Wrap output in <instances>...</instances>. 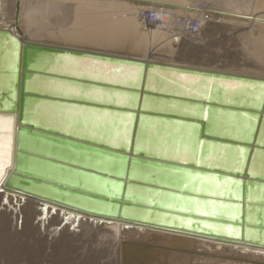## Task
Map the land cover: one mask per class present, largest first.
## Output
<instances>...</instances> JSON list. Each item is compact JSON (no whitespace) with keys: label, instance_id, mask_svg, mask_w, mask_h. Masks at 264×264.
<instances>
[{"label":"water","instance_id":"95a60500","mask_svg":"<svg viewBox=\"0 0 264 264\" xmlns=\"http://www.w3.org/2000/svg\"><path fill=\"white\" fill-rule=\"evenodd\" d=\"M17 20L16 5V27ZM68 57L134 66V84L56 69L65 65ZM152 69L197 76L198 84L212 81L208 90L198 88L189 95L172 89L159 91L163 79L158 75L154 89L148 87ZM217 79L260 86L262 92L255 103L243 92L224 100L223 88L214 82ZM49 81L74 87L77 93L50 91L42 85ZM262 86L264 79L26 41L0 28V120L4 121L0 123V213L6 211L9 196L17 211L25 197L39 201L33 206L43 215L33 221H46L51 204L62 207L64 220L39 239L43 251L38 264H50L52 245L68 219H73L69 235L78 239L82 230L79 223L85 222L79 220L85 219L84 215L91 224L118 219L173 234L230 243L237 238L245 244L264 246V174L249 171L252 162L264 166ZM249 89L245 87V91ZM93 90L100 92L99 98L92 95ZM158 102L192 106L195 111L157 109ZM63 108L80 112L67 116ZM100 112L106 117H99ZM51 113L59 124L52 122ZM122 116L129 121H120ZM67 121L65 128L62 123ZM173 123L179 128L170 130ZM152 146H164L166 151L155 152ZM182 148L190 154L185 161L172 156ZM207 156L217 161L207 163ZM233 161L239 162V168L230 167ZM22 221L18 214L14 219L17 230ZM227 227L238 235L227 233ZM246 231L256 237H246ZM157 234L145 240L124 237L119 244L108 242L106 236L73 243L70 245L75 249L72 247L62 261L142 264L141 256L147 249L193 254L175 243L177 235H173L172 245H163ZM35 238L20 243L32 246ZM151 261L158 264L156 258Z\"/></svg>","mask_w":264,"mask_h":264},{"label":"bare ground","instance_id":"6f19581e","mask_svg":"<svg viewBox=\"0 0 264 264\" xmlns=\"http://www.w3.org/2000/svg\"><path fill=\"white\" fill-rule=\"evenodd\" d=\"M205 1L206 0L201 3L203 5H198V1L195 2V0H35V4L32 5L33 0H0V28L10 30L22 40L37 42L33 40L32 37L36 35V32L47 28V23L49 26L52 24L54 14L60 15L59 13H72V25L74 29L71 33H65L67 37H64V40L92 46L98 49L88 50L188 65L203 69L244 75L257 79H264V72H254L256 71L254 68H247L243 66H225V68H223V66L218 67L212 66L213 64H204L205 62L202 64H196L193 62L189 63L186 60L181 59L184 55L179 58L176 56L177 54H174L180 46L189 49L191 47L196 48L204 46L208 41L210 42L211 38L218 37V34L231 32L232 37L233 35L237 37V35L242 32L243 35L247 34V39L244 38V41L246 42L245 49H248L247 54L248 52H251L253 54L252 57L263 58L264 61V41L261 42L262 32L259 30L260 28H264V0H211L209 4L207 3L208 5L204 4ZM16 5L18 13L17 27L14 25ZM24 7H27V9L25 10ZM152 8L171 11L177 15L184 13L195 14L198 12H205L208 14V20L202 22L199 36L197 38H191L176 32L169 22L165 25L152 24L140 17V13L142 11ZM36 12L38 14L42 13L43 18L45 17L47 22L42 20L43 22L35 23L34 20L36 17L34 15L37 16ZM68 21H70V19L67 20V22ZM219 37L220 39H224L225 36L221 38V35H219ZM41 43L85 49L50 42ZM158 43H160L161 46L158 45L160 48L155 50V48H157L155 46ZM125 48H128V51L130 50L131 52L126 51ZM114 49H122L125 50L126 53H119L117 52L118 50L115 51ZM236 49L237 48L233 50ZM161 51L163 52L161 53ZM222 53L220 54L222 55ZM214 54H216V52ZM251 55L248 54L247 56ZM215 58H217V54ZM259 58H257V60H259ZM65 60V65L56 67V69L65 70L76 75H83L107 81H122L125 83L124 80H128L129 83L134 84L137 72V68L134 66L113 65L87 58L68 57ZM218 64L220 63H217V65ZM156 75L159 76V79H163V83H161L158 87L160 89L159 91L172 89L175 93H184L185 95L197 93L196 90H198V88L208 90L209 83L212 81L211 79H207L208 83H205V85L198 84L197 76L179 73H165L164 71L152 69L148 74V87L151 89H154L155 87L154 77ZM166 75H169L173 79L166 78ZM167 80H170V82ZM214 82L216 86H221L223 88V91L225 92L223 96L224 100H229L233 93L243 92L251 96L253 98V103H255L257 101L256 99L260 96L259 94L262 92V88L260 86L253 88L251 85L246 83L222 79L214 80ZM230 84H237L240 85V87L235 89L227 87V85ZM42 85L50 91H59L64 94L77 93L76 88L56 81H49L42 83ZM245 85L247 88H250L248 91H245ZM178 87H180V91H178ZM92 95L99 98L101 94L97 90H93ZM120 100L121 97L118 98V101ZM145 106L148 107L149 103H145ZM155 107L157 109L167 108L190 114L195 111L192 106L177 105L170 102H158ZM48 109L50 108L48 107ZM63 110L66 112L67 116H69L70 113L76 114L80 112V109L74 108H63ZM87 114L89 113H84L85 116H88ZM99 117L103 119L106 115L104 112H100ZM122 117V119L120 117V121L124 123L129 121V117ZM51 118L53 119L52 122L59 124L58 118H54L52 113ZM68 123V121L67 124L62 123L63 127L66 128L69 126ZM153 123L155 124L156 122H152L151 124L153 125ZM177 128H179V126L176 123H173L169 129L176 130ZM122 135H124L123 131ZM152 149L155 152H160L161 154H164L166 151L164 146H152ZM239 154H241V150H239ZM176 155L178 156V159L182 161H185L190 157L189 152L184 148H182L178 153H172L173 157H177ZM207 158L208 161H205L207 163H215L217 161L212 156H207ZM229 165L231 168H239V162L233 161ZM249 171L251 173L264 174V166H261L258 163L256 164V162H252ZM15 195L17 197L19 196L18 194ZM2 196L3 193L0 189V201ZM38 202L39 201L37 199L25 197L24 202L19 204V209L17 211L15 209L16 206L13 202V198L11 196L7 198V203L4 205L6 211L0 213V264H38L39 261L42 260L41 254L43 246L39 239H41L42 234H47L50 232L49 230L51 228H54L64 220V212L60 213L62 207L51 204V206H49L50 208H47L46 210V215H48L46 221H33L37 217L43 215L42 211H37L33 206L34 204H38ZM51 207H54L55 209L53 212L51 211ZM18 214H21L23 218L19 230L16 229V223H14V219L18 216ZM84 216L86 217L85 219L79 220L85 222L79 223L82 230L78 239L69 235L70 225L72 224L73 219H68V224L61 228V231L58 233V240L52 245L54 254L50 260V264H74L71 261H62L64 255L72 249L73 246L71 247V245L73 243L79 244L80 242L84 244L87 241L89 242L100 238L102 239L106 236L107 239H109L107 240L108 242L111 241L119 244L121 239L124 237L132 239L141 238L142 240H145V238H149L152 234L157 232V235L161 236L158 240L161 244L172 245L173 235H177L176 237L179 238L175 241V243H177V245L179 244L178 246L187 247L188 249L193 250V254L182 256L172 251L164 252L158 249H147L141 256L142 264H152L151 260L153 258H156L158 264H185L188 261L190 264H202L203 261H206L205 264H264V246L245 244L241 239L237 240V238H235L236 242L234 243L207 240L199 237L184 236L156 229L143 228L123 223L118 219H110L109 224H91L87 222L88 216ZM124 224L129 225L131 228L127 230L122 229ZM184 224L188 225V220H185ZM92 228H94V230H91ZM107 228L109 230H107ZM225 231L227 233H232L233 235H238V231L232 230L229 227L225 228ZM245 235L246 237H256V234L250 231H246ZM32 236L36 237L32 246H28L27 244L26 246L24 245V242L20 243V241L25 239L31 240ZM73 248L75 249V247ZM79 248L80 247H77V249ZM196 255L205 256L206 258L196 257ZM1 260L3 261L1 262ZM92 263L93 262L91 260L86 261V259H82L79 264Z\"/></svg>","mask_w":264,"mask_h":264},{"label":"rangeland","instance_id":"374dc122","mask_svg":"<svg viewBox=\"0 0 264 264\" xmlns=\"http://www.w3.org/2000/svg\"><path fill=\"white\" fill-rule=\"evenodd\" d=\"M34 1L35 0H33V3H32V5H34L35 3H34ZM198 1V5H200L201 3H203V1L202 0H195V2H197ZM202 1V2H201ZM211 2V0H206L205 1V3L204 4H206V5H208L209 3ZM208 3V4H207ZM15 4V3H14ZM27 4H29V3H27ZM201 5H203V4H201ZM26 6V5H25ZM24 9L26 10L27 9V7H24ZM37 13V12H36ZM40 13V12H39ZM60 15H57V14H54V16H53V21H52V24H50V26L48 25V23H47V28H44V29H42V30H40L39 32H36V35H34L32 38H33V40H35V41H37V42H50V43H54V44H63V45H65V46H72V47H79V48H85V49H92V50H98L97 48H95V47H92V46H88V45H84V44H80V43H73L72 41H65L64 40V37H67L66 36V34L65 33H71L72 32V30L74 29V27H73V25H72V13H66V14H61V13H59ZM39 15H40V17H39ZM36 18H35V23L36 22H38V23H40V22H43V21H45V22H47L46 21V18L44 17L43 18V15H42V13L41 14H38L37 13V16L36 15H34ZM42 16V17H41ZM45 16V15H44ZM39 18H40V20H39ZM41 18H43V19H41ZM70 19V21H68L67 22V20H69ZM39 20V21H38ZM43 20V21H42ZM55 21V22H54ZM140 21V20H139ZM44 22V23H45ZM146 28V27H145ZM264 28H260L259 30L262 32V38H261V42H263L264 41V30H263ZM66 31V32H65ZM259 32V31H258ZM38 33V34H37ZM229 33V32H228ZM227 32L225 33H222V34H218V37H213V38H211L210 39V44L207 42V44H205L204 46H200V47H196V48H186V47H183V46H180V47H178L177 48V51L174 53V54H177L176 56L177 57H179V58H181L183 55V57L181 58V59H183V60H186L187 62H189V63H196V64H198V63H200V64H202V63H204V64H209V65H211V64H213L212 66H218V67H222L223 66V68H225V66L226 67H238V66H243V67H247V68H254V70H256V71H254V72H257V73H259L260 71V73H263L264 72V61H263V58H259V57H252L253 56V54L251 53V52H248V54L249 55H251V56H247L248 54H247V50L245 49V47H246V42L244 41V38H246L247 39V34L246 35H243V33L242 32H240L239 33V35H237V37L236 36H234L233 35V37H232V34H231V32L229 33V34H231V35H229ZM227 34V35H226ZM237 34V33H236ZM219 35H221V38H223L224 36V39H220V37H219ZM229 35V36H228ZM228 36V37H227ZM231 36V37H230ZM227 37V38H226ZM237 39H236V38ZM214 38H215V40H214ZM218 38V39H217ZM229 38V39H228ZM234 38V39H233ZM243 38V39H242ZM249 39V38H248ZM254 39V38H253ZM252 39V40H253ZM209 40V39H208ZM215 42H214V41ZM222 40V41H221ZM225 40V41H224ZM233 40V41H232ZM218 41V42H217ZM226 42V43H224V42ZM233 43H232V42ZM157 42V41H156ZM221 42V43H220ZM228 42V43H227ZM236 42H238V43H236ZM234 43H235V45H234ZM242 43V44H241ZM215 44V45H214ZM218 44V45H217ZM222 44V45H221ZM224 44V45H223ZM226 44V45H225ZM229 44V45H228ZM158 45L159 46H161V44L160 43H158L155 47H157V48H155V50H158L160 47H158ZM227 45H228V47H227ZM233 45H234V47H233ZM236 45H238V46H236ZM216 46V47H215ZM218 46V47H217ZM220 46V47H219ZM231 46V47H230ZM212 47V48H211ZM230 47V48H229ZM209 48V49H208ZM230 49V51H229V49ZM231 48H233V49H235V48H237L236 50H233V49H231ZM241 50H240V49ZM200 49V50H199ZM216 49V50H215ZM219 49V50H218ZM112 50V49H111ZM115 50V49H114ZM113 50V51H114ZM118 50V51H117ZM125 50L126 51H128V48H125ZM125 50H120V49H116L115 51H117V52H119V53H126V51ZM216 52V54H217V58H215L216 57V54H214L215 52ZM221 50H223V51H221ZM130 51V50H129ZM128 51V52H129ZM191 51V52H190ZM208 51V52H207ZM226 51V52H225ZM131 52V51H130ZM163 51H161V53H162ZM195 52V53H194ZM200 52V53H199ZM205 52H207V53H205ZM220 54V53H222V55L220 54H218V53ZM227 52H229V53H227ZM251 53V54H250ZM204 54V55H203ZM228 54V55H227ZM242 56H240V55ZM194 55V56H193ZM208 55H210V56H208ZM214 55V56H213ZM227 55V56H226ZM202 56V57H201ZM208 58H207V57ZM226 56V57H225ZM233 56V57H232ZM190 57V58H189ZM192 57V58H191ZM219 57V58H218ZM220 57H221V59H220ZM186 58V59H185ZM205 58V59H204ZM243 58V59H242ZM251 58V59H250ZM257 58H259V60H257ZM201 59V60H200ZM229 59V60H228ZM232 59V60H231ZM235 61H234V60ZM217 60V61H216ZM241 60H242V62H241ZM240 61V62H239ZM248 61V62H247ZM258 61V62H257ZM262 61V62H261ZM211 62V63H210ZM226 62V63H225ZM247 62V63H246ZM217 63H220V64H218L217 65ZM232 63H234V64H232ZM223 64V65H222ZM227 64V65H226ZM244 64V65H243ZM232 65V66H231ZM259 70V71H258ZM263 71V72H262ZM55 222H57V221H55ZM107 230H109L108 228H107ZM78 243V242H77ZM196 257H200V255H196ZM201 258H206L205 256H202ZM204 263H206V261H203L202 262V264H204Z\"/></svg>","mask_w":264,"mask_h":264},{"label":"built area","instance_id":"2783aa9c","mask_svg":"<svg viewBox=\"0 0 264 264\" xmlns=\"http://www.w3.org/2000/svg\"><path fill=\"white\" fill-rule=\"evenodd\" d=\"M140 17L152 24L165 25L169 22L176 32L191 38L199 36L202 22L208 20V14L205 12L177 15L171 11L156 8L142 11Z\"/></svg>","mask_w":264,"mask_h":264},{"label":"snow or ice","instance_id":"6c2138e0","mask_svg":"<svg viewBox=\"0 0 264 264\" xmlns=\"http://www.w3.org/2000/svg\"><path fill=\"white\" fill-rule=\"evenodd\" d=\"M133 78H134V77H133ZM227 87H230V88L235 89V88H237V87H240V85H237V84H230V85H227ZM245 87H247V86L245 85ZM262 87H264V86H262ZM105 115H107V114H105ZM250 119H251V118H250ZM0 123H4V121L0 120ZM0 139H3V137H0Z\"/></svg>","mask_w":264,"mask_h":264},{"label":"crops","instance_id":"0c3cea01","mask_svg":"<svg viewBox=\"0 0 264 264\" xmlns=\"http://www.w3.org/2000/svg\"><path fill=\"white\" fill-rule=\"evenodd\" d=\"M163 61H168V60H163ZM171 62V61H170Z\"/></svg>","mask_w":264,"mask_h":264}]
</instances>
